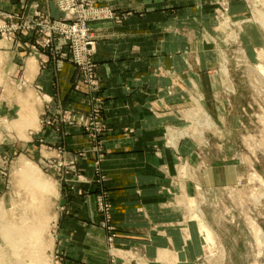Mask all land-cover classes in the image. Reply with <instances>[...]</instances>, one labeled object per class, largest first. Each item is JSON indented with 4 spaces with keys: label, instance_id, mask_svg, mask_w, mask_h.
<instances>
[{
    "label": "crops",
    "instance_id": "obj_1",
    "mask_svg": "<svg viewBox=\"0 0 264 264\" xmlns=\"http://www.w3.org/2000/svg\"><path fill=\"white\" fill-rule=\"evenodd\" d=\"M94 1L121 16L117 23L92 24L101 83L97 92L74 87L78 71L67 57L63 38L55 39L52 55L38 53L28 59L19 80L15 71L23 64L24 53L14 42L20 38L0 37V77L6 76V86L0 85V117L9 119L18 108L9 127L18 140L24 133L29 144L30 129L22 132L14 124L29 108L32 90L44 99V104H30L38 119V137L31 140L38 157L46 159L48 145L47 154L56 162L64 159L75 166L68 169V179L61 177L55 264H201V224L188 213V196L199 195L196 188L229 173L228 169L222 173L221 165L204 167L183 129L197 96H204L208 111L216 110L211 82L222 81V75L205 72L212 57L205 52L207 40H213L212 18L207 15L211 7L207 0ZM37 12L56 19L63 16L50 0H0V14L14 21ZM98 98L109 130L102 139V155L90 135L75 124H45L58 110L88 120ZM98 157L108 178L101 187L93 183ZM102 201L110 206L108 214L99 210Z\"/></svg>",
    "mask_w": 264,
    "mask_h": 264
},
{
    "label": "rangeland",
    "instance_id": "obj_2",
    "mask_svg": "<svg viewBox=\"0 0 264 264\" xmlns=\"http://www.w3.org/2000/svg\"><path fill=\"white\" fill-rule=\"evenodd\" d=\"M50 1L62 13L61 18L37 12L31 18L21 15L23 22L34 21L39 17L42 22L78 25L74 38L78 39L77 42L71 44L62 36L56 37L63 38L67 43V57L78 71L74 87L78 91L88 88V91L97 92L101 83L96 72L97 37L92 24L104 21L117 23L121 21V16L94 0H72L74 3L65 11L60 8L58 0ZM207 7H211V12L207 15L212 18V24H209L212 30L209 33L213 40L209 38L206 42V55L212 57H209L211 60L207 64L209 70L205 72L207 75L221 72L222 81L218 79L211 82L215 91L212 101L215 112L208 111L204 96H197L190 106L189 120L183 129L190 135L185 139L195 143V152L200 157L198 161L204 167L221 165L222 173L227 169L229 173L221 174L220 181L215 176L214 184L206 181V185L196 188L199 195L193 192L191 197L188 196L191 199L188 200L190 208L187 210L201 224L204 243L201 264H264V244L257 234L260 230L264 235V0H207ZM0 16V25L19 22L18 18L14 21L16 18L5 13ZM6 19L13 21L8 23ZM85 35H88L92 44H87ZM0 37L20 38L14 42L16 49L24 53V62L15 71L19 80L23 76L27 60L38 53L47 55L51 52L52 55L55 42L54 40L51 47L47 48L45 33L37 30L29 34L15 33ZM217 59L221 62L220 65ZM5 77H0L1 86H6ZM6 90L10 91L11 85ZM17 91L20 89L17 88ZM28 94L29 108L21 111V119L14 126L22 132L30 129L29 144L24 133L20 135L22 140H18L9 127L17 118L18 108L10 114L9 119L0 117L5 121L0 123V264H16L17 261L4 229L28 225L41 213L48 215L49 227L45 229L46 232L44 230L43 235H46L36 240L39 242L36 246L43 244L45 249L42 263L55 264L61 177L64 181L68 179L66 176L71 172L68 169L75 167L72 161L63 159L59 161L61 164L56 162L55 158L47 154L50 151L48 145L46 159L38 157L37 148L31 143V140L36 142L34 137L37 136L38 119L30 104H44V99L38 95L36 97L32 90ZM2 95L0 91V96ZM103 107L102 100L98 98L92 104L88 120L85 115L58 110V113L50 117L45 116L49 118L45 124L53 126L60 123L71 127L75 124L78 129L90 135L92 146L102 155V139L109 131L103 118ZM42 123L41 119L40 124ZM27 163L30 164V169H34L39 181L51 185V188L41 189L34 185L31 177L25 174ZM102 164L99 157L94 161L93 183L97 187L108 181L103 174ZM184 167L187 168V165ZM194 172L192 171L193 174ZM99 210L108 214L110 206L102 201L99 203ZM203 226L211 231L209 238Z\"/></svg>",
    "mask_w": 264,
    "mask_h": 264
},
{
    "label": "bare ground",
    "instance_id": "obj_3",
    "mask_svg": "<svg viewBox=\"0 0 264 264\" xmlns=\"http://www.w3.org/2000/svg\"><path fill=\"white\" fill-rule=\"evenodd\" d=\"M28 165L30 166V164L27 163V167L25 169V170H27V173H25V174L27 176L31 177V180L33 181L34 185L39 186L41 189L51 188V185L40 182L41 180L39 181V178L37 177L35 172H33L34 169H30L31 166L29 168ZM44 216H45V214L41 213V214H39L38 217L33 219L34 221L32 223H28V225L27 224L25 226L19 225L20 227L12 226L11 228L6 227L4 229V234L7 237V239L9 240L10 246H11L15 256H17L16 264L18 262H19V264H44V263H42V260L44 259L43 258V255H44L43 252L45 250L43 247V244H41L40 247L36 246L39 243L37 241L46 235V234L43 235L44 230L47 227H49V226H47V216L48 215L46 214V216L45 217ZM203 228H204L205 232L207 233V237L209 238L212 235L211 231L206 226H203ZM46 231L47 230H45V232ZM39 233H41V234H39ZM257 234H258V239L263 241V244H264L263 233L259 230L257 232ZM30 237H32V238H30ZM11 255H12V253H11Z\"/></svg>",
    "mask_w": 264,
    "mask_h": 264
},
{
    "label": "built area",
    "instance_id": "obj_4",
    "mask_svg": "<svg viewBox=\"0 0 264 264\" xmlns=\"http://www.w3.org/2000/svg\"><path fill=\"white\" fill-rule=\"evenodd\" d=\"M58 4L60 8L65 11L70 9L71 5L74 3L72 0H58ZM40 18L35 19L34 21L23 22V19L18 18V23H14L12 25L4 24L0 25V35L1 36H11L15 33L20 34H29L34 31H39L40 33H45L46 42L45 46L47 48L51 47L54 42L56 36L64 37L68 42L72 44L77 42L78 39L75 38V34L77 32L78 25H66L59 22H50V21H39ZM38 21V22H37ZM86 36V35H85ZM88 39V45L92 44L88 35L86 36ZM108 208V207H107Z\"/></svg>",
    "mask_w": 264,
    "mask_h": 264
}]
</instances>
